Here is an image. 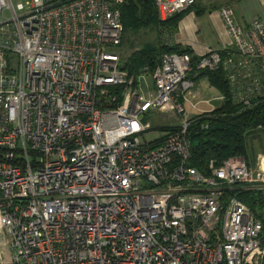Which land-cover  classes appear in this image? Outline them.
<instances>
[{"label": "built area", "instance_id": "built-area-1", "mask_svg": "<svg viewBox=\"0 0 264 264\" xmlns=\"http://www.w3.org/2000/svg\"><path fill=\"white\" fill-rule=\"evenodd\" d=\"M123 1L0 0V264H264V224L230 193L264 198V154L207 176L188 166V129L216 108L195 100L188 55L128 72ZM152 1L160 22L196 2ZM217 13L237 54L207 50L196 69L222 67L249 108L264 94V15L243 28ZM149 113L176 129L147 141Z\"/></svg>", "mask_w": 264, "mask_h": 264}, {"label": "trees", "instance_id": "trees-1", "mask_svg": "<svg viewBox=\"0 0 264 264\" xmlns=\"http://www.w3.org/2000/svg\"><path fill=\"white\" fill-rule=\"evenodd\" d=\"M122 38L124 32H131L143 26L160 27L159 36L162 45L144 47L133 53L126 61L125 68L132 75H138L144 68L151 73L157 67L163 54L176 53L190 57L191 72L188 78L196 81L205 78L208 84L216 89L223 97L222 103L211 112L209 117L202 116L188 129L190 157L188 166L194 168L201 175L207 176L212 168H216L229 158L243 157L251 164L255 153L248 148L250 136L264 139V94L260 98L251 100L249 108L234 104L231 92L222 67L217 70H197L199 57L194 56L189 48L164 43L169 31L173 32L181 18V13L167 21L157 19L152 0H124L119 6ZM236 50L227 48L219 52L222 61L228 57H235ZM201 125H206L203 130ZM171 129H165L168 132ZM251 160V161H250ZM241 201L258 220H262L261 208L263 206L262 194L259 191H241L235 189L230 192ZM263 197V196H262Z\"/></svg>", "mask_w": 264, "mask_h": 264}, {"label": "crops", "instance_id": "crops-1", "mask_svg": "<svg viewBox=\"0 0 264 264\" xmlns=\"http://www.w3.org/2000/svg\"><path fill=\"white\" fill-rule=\"evenodd\" d=\"M230 7L238 25L247 28L250 21L264 15V0H196L195 4L181 13L176 29L167 34L164 43L189 48L194 56H200L207 50L223 51L230 48L223 23L218 16V9ZM195 100L211 101L214 108V93L218 91L211 87L205 78L193 81ZM209 96L213 98L209 99Z\"/></svg>", "mask_w": 264, "mask_h": 264}, {"label": "rangeland", "instance_id": "rangeland-1", "mask_svg": "<svg viewBox=\"0 0 264 264\" xmlns=\"http://www.w3.org/2000/svg\"><path fill=\"white\" fill-rule=\"evenodd\" d=\"M159 32L160 27L155 28L153 26H143L138 29H134L131 32H124L120 45V55L124 60L128 61L133 53L142 50L144 47H156L157 45H162ZM140 86L143 90H146L148 87H150V77L147 76V81L145 80V82H143ZM213 95L214 97H218V95L215 93ZM210 98L213 97L209 96V99ZM213 104L214 106H217L219 104V101L214 102ZM141 123L147 129V132L145 134V139L147 141L157 140L158 138L162 137L163 133H165V129H171L170 131H172L177 127L176 118L170 114L161 115L149 113L141 118ZM248 148L250 150V153H255V157L254 159H252V161L255 162L259 155L264 154L263 137L257 138V136H250L248 139ZM261 198L263 197L261 196Z\"/></svg>", "mask_w": 264, "mask_h": 264}, {"label": "water", "instance_id": "water-1", "mask_svg": "<svg viewBox=\"0 0 264 264\" xmlns=\"http://www.w3.org/2000/svg\"><path fill=\"white\" fill-rule=\"evenodd\" d=\"M142 1H146V0H142Z\"/></svg>", "mask_w": 264, "mask_h": 264}]
</instances>
